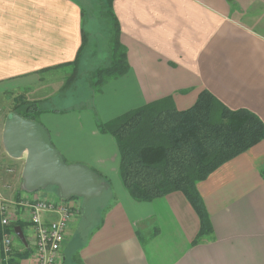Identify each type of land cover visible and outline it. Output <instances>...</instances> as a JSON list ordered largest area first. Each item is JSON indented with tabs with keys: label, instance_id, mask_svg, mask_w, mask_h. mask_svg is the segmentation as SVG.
<instances>
[{
	"label": "crops",
	"instance_id": "1",
	"mask_svg": "<svg viewBox=\"0 0 264 264\" xmlns=\"http://www.w3.org/2000/svg\"><path fill=\"white\" fill-rule=\"evenodd\" d=\"M111 3L127 72L105 82L89 104L47 109L37 121L66 163L102 174L109 181L105 190L111 189L109 207L84 236L81 202L66 230L62 264L67 255L72 264H264V139L198 182L212 231L192 243L199 218L185 196L174 191L151 201L134 200L119 177L114 137L98 129L100 122L166 96L176 109H187L204 89L264 122V0ZM82 8L79 0H0V172H13L16 196L24 158L10 156L3 145L5 119L14 107L8 109V95L22 96L23 89L40 84L43 73L68 67L62 65L76 58L84 32ZM4 154L21 161L19 171L15 165L6 171ZM16 225L25 235L26 224ZM26 243L12 242L13 253L6 257L0 237V264H11ZM28 250L13 264H34Z\"/></svg>",
	"mask_w": 264,
	"mask_h": 264
},
{
	"label": "trees",
	"instance_id": "2",
	"mask_svg": "<svg viewBox=\"0 0 264 264\" xmlns=\"http://www.w3.org/2000/svg\"><path fill=\"white\" fill-rule=\"evenodd\" d=\"M111 2L103 0L99 12L111 27L106 42L108 53L95 63L88 76L90 87L98 92L105 82L128 70L126 49L119 39L120 29ZM82 12L84 15V8ZM82 29V43L76 58L62 65L74 66V76L66 82H76L80 77L77 66L80 67V55L88 37L85 25ZM20 104L13 107V112L34 121L46 110L39 102L22 100ZM98 129L114 137L119 153V177L134 200L151 201L174 191L185 196L199 218V229L192 243L202 241L212 231L197 190L198 182L264 139V122L260 117L246 108H229L207 89L187 109H176L172 98L166 96L100 122ZM93 172L102 183L109 185L102 174ZM28 253L27 247L15 252L11 264L18 255Z\"/></svg>",
	"mask_w": 264,
	"mask_h": 264
},
{
	"label": "rangeland",
	"instance_id": "3",
	"mask_svg": "<svg viewBox=\"0 0 264 264\" xmlns=\"http://www.w3.org/2000/svg\"><path fill=\"white\" fill-rule=\"evenodd\" d=\"M82 3L84 8V25L88 31L86 50L83 53L80 67L77 66L80 77L74 81L66 82L67 78H70L73 74L74 66H68L60 68L53 72H46L42 74V80L39 85L33 86L31 89H23L22 96H18V92L8 95V106L11 108L17 104H20V101L25 102H39V105L43 109H55V110H64L71 108H79L84 105L89 104V99L91 95L100 93L90 87V82L88 80L89 71L93 68L95 63L98 60H103L107 56L108 50L106 49V42L108 39V31L111 30V27L106 21L99 15L103 0H79ZM81 68V70H80ZM74 82V83H73ZM14 98V99H13ZM17 98L19 100H17ZM23 106V105H22ZM20 106V107H22ZM41 114L36 117V121H40ZM5 156V160L9 161L7 167L13 168L14 165L17 166L18 171L21 168V161L17 159H11L8 156ZM68 164H74L68 162ZM13 171V170H12ZM13 173V172H11ZM5 173L4 170L0 172L3 175L4 180L1 181L2 184H7L8 188H2V194L5 197L11 198L15 197L17 194L16 184L13 181L9 174ZM1 177V176H0ZM2 180V177H1ZM21 196L32 197L33 193H27L25 190L19 191ZM38 193H43L48 196H57V191L53 186H47L39 190ZM111 189L105 190L101 196L93 197L88 201H84L82 197H75L83 204V225L81 229V236L83 234H88V232L94 228L98 223L101 214L104 209L109 207L111 203ZM78 226V222L75 227ZM74 227V228H75ZM27 234V232H26ZM28 236V234H27ZM17 239L13 241V244H19L21 241ZM76 245V241H72L71 245ZM25 258V257H24ZM67 264H70L69 255H67ZM72 264V263H71Z\"/></svg>",
	"mask_w": 264,
	"mask_h": 264
},
{
	"label": "water",
	"instance_id": "4",
	"mask_svg": "<svg viewBox=\"0 0 264 264\" xmlns=\"http://www.w3.org/2000/svg\"><path fill=\"white\" fill-rule=\"evenodd\" d=\"M3 145L7 153L24 158L21 189L27 193L47 186L56 187L61 199L82 197L88 201L101 196L105 184L96 174L81 164H68L53 147L48 133L38 122L10 112L4 123ZM16 236L26 243L19 225L14 226Z\"/></svg>",
	"mask_w": 264,
	"mask_h": 264
},
{
	"label": "built area",
	"instance_id": "5",
	"mask_svg": "<svg viewBox=\"0 0 264 264\" xmlns=\"http://www.w3.org/2000/svg\"><path fill=\"white\" fill-rule=\"evenodd\" d=\"M6 171L11 172L12 168L7 167ZM3 187L9 186L0 184V226L6 257L13 253L15 233L12 226L21 221L26 224L24 236L27 247L33 252L34 264H62L66 230L79 215L81 202L75 197L61 199L58 195H40L39 191L32 192L31 198L21 195L8 198L2 194Z\"/></svg>",
	"mask_w": 264,
	"mask_h": 264
},
{
	"label": "flooded vegetation",
	"instance_id": "6",
	"mask_svg": "<svg viewBox=\"0 0 264 264\" xmlns=\"http://www.w3.org/2000/svg\"><path fill=\"white\" fill-rule=\"evenodd\" d=\"M55 189H56V191L58 192V190H57V188L56 187H54Z\"/></svg>",
	"mask_w": 264,
	"mask_h": 264
}]
</instances>
